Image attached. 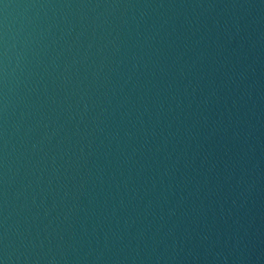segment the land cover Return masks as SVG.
I'll list each match as a JSON object with an SVG mask.
<instances>
[{
    "label": "water",
    "instance_id": "95a60500",
    "mask_svg": "<svg viewBox=\"0 0 264 264\" xmlns=\"http://www.w3.org/2000/svg\"><path fill=\"white\" fill-rule=\"evenodd\" d=\"M0 264H264V0H0Z\"/></svg>",
    "mask_w": 264,
    "mask_h": 264
}]
</instances>
